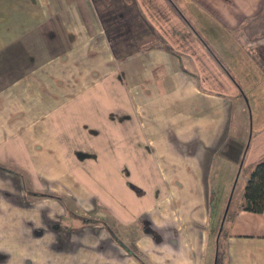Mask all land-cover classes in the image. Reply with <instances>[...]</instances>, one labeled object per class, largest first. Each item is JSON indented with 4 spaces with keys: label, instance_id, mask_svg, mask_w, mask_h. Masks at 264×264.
Instances as JSON below:
<instances>
[{
    "label": "crops",
    "instance_id": "1",
    "mask_svg": "<svg viewBox=\"0 0 264 264\" xmlns=\"http://www.w3.org/2000/svg\"><path fill=\"white\" fill-rule=\"evenodd\" d=\"M263 158L264 0H0V264H264Z\"/></svg>",
    "mask_w": 264,
    "mask_h": 264
},
{
    "label": "trees",
    "instance_id": "2",
    "mask_svg": "<svg viewBox=\"0 0 264 264\" xmlns=\"http://www.w3.org/2000/svg\"><path fill=\"white\" fill-rule=\"evenodd\" d=\"M0 167L9 170L12 173H15L17 175H20L19 171L16 170V168H11L9 165H5L0 163ZM137 191H140L138 188H136ZM27 196H30V198H40L45 196H53L56 193L52 191H35L31 190L26 192ZM58 195V194H57ZM59 198V196L57 197ZM60 199V198H59ZM229 205L230 201L227 200L224 204L222 213L219 214L218 218L216 219V222L214 225H212L209 229V236L211 240L215 243V248L217 249L218 239L223 234V226L225 225L228 217H229ZM240 208L253 211V212H260L264 208V158L258 160L252 167L251 171L249 172V175L246 179L244 188H243V194H242V201L240 203ZM69 210V209H68ZM82 217L81 221H94L98 220L95 218V214L88 215L90 218ZM133 240L130 239V242ZM123 244V243H122ZM131 247L123 244L125 248H127L128 252L137 259L140 264H151L148 259H146L142 252L137 250L136 247H134L133 244H130ZM216 255V250L214 253V256ZM213 256V258H214ZM212 264H215L214 259H212Z\"/></svg>",
    "mask_w": 264,
    "mask_h": 264
},
{
    "label": "rangeland",
    "instance_id": "3",
    "mask_svg": "<svg viewBox=\"0 0 264 264\" xmlns=\"http://www.w3.org/2000/svg\"><path fill=\"white\" fill-rule=\"evenodd\" d=\"M237 193H238V187H235L234 194L232 195V201L230 202V204H232L233 201L235 200V197L237 196ZM68 207H69L70 209H73V210L75 209V208L72 206L71 203L68 204ZM217 215H218V214H217ZM63 226H66V225H65V223H63V222L61 221V219L58 220L56 223L53 224V227H54V228L63 227ZM41 230H42V226H40V228H37V229H36V232H39V231L41 232ZM125 235H126V234H125ZM137 238H138V233L134 235V238H133V241H132V242H130V237H128L127 235L124 236L125 241L128 242V243H130V244H133V243L136 244V240H137ZM136 249L139 250V251H141L138 247H136ZM141 252H142V251H141Z\"/></svg>",
    "mask_w": 264,
    "mask_h": 264
},
{
    "label": "flooded vegetation",
    "instance_id": "4",
    "mask_svg": "<svg viewBox=\"0 0 264 264\" xmlns=\"http://www.w3.org/2000/svg\"><path fill=\"white\" fill-rule=\"evenodd\" d=\"M45 197H51V196H45ZM52 197H58V195L57 194H55V195H53ZM42 198V197H41ZM58 200H61V199H59V198H57ZM62 203L64 204V201H62ZM67 207V215L66 216H68L69 218H71V215L74 217V218H76V219H78L79 221H81V219H82V217H85L84 216V214H78V213H76L75 211L76 210H73V209H70L69 207H68V205L66 206ZM69 209V210H68ZM86 217H88V214H87V216ZM88 218H90V217H88ZM62 219H64V217H62ZM61 219V220H62ZM88 221H90V220H88ZM88 221H85V222H88ZM81 222H83V221H81Z\"/></svg>",
    "mask_w": 264,
    "mask_h": 264
}]
</instances>
